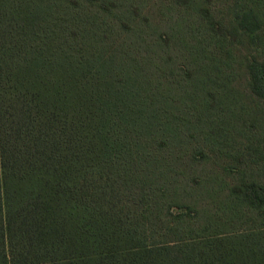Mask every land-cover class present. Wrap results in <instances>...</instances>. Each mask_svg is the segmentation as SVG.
<instances>
[{"label": "trees", "instance_id": "1", "mask_svg": "<svg viewBox=\"0 0 264 264\" xmlns=\"http://www.w3.org/2000/svg\"><path fill=\"white\" fill-rule=\"evenodd\" d=\"M234 1L254 44L264 0ZM136 13L122 0H0V264H264L259 147L236 155L241 167L225 191L188 166L169 186L129 181L139 188L136 213L119 200L129 191L113 187L130 159L128 136L159 127L150 105L179 111H165L163 126L187 116L202 126L216 107L238 103L222 62L212 63L217 77L212 64L204 76L176 73L170 45ZM128 54L129 66L118 59ZM243 67L264 104V61Z\"/></svg>", "mask_w": 264, "mask_h": 264}, {"label": "rangeland", "instance_id": "2", "mask_svg": "<svg viewBox=\"0 0 264 264\" xmlns=\"http://www.w3.org/2000/svg\"><path fill=\"white\" fill-rule=\"evenodd\" d=\"M122 1L131 11L137 10L138 24L148 35L170 45L176 73L185 69L199 71L198 74L204 76L207 72L203 69L207 65L215 59L222 62L223 75L231 79L228 91H235L238 103L232 108L216 107L214 118L202 126L193 116L185 118L188 122L174 121L163 126L168 117L165 118V111L172 110L176 114L179 111L158 102L150 105L149 108L158 113L159 127L148 135L132 132L128 136L132 144L130 159L125 162L121 176L113 181V187L119 189L121 182H125L129 191L122 190L119 200L132 210L131 213H136L139 188L129 181L145 176L154 185L169 186L176 173L188 166L197 171V176L206 178L210 189L222 187L225 191L235 184L231 171L241 167L236 155L246 151L245 145L264 150V104L248 89L243 67L248 60L264 61V35L251 43L250 37L236 23L240 8L234 0H195L191 10L175 6L170 0ZM118 59H124L127 66L131 62L129 54ZM155 61L162 63L159 57ZM213 65L209 73L217 77ZM142 86V90L147 88ZM216 90L219 87L216 86ZM263 168L260 163L255 170Z\"/></svg>", "mask_w": 264, "mask_h": 264}]
</instances>
